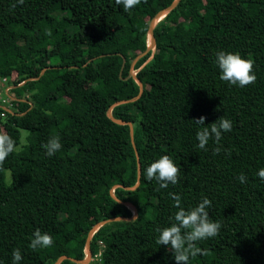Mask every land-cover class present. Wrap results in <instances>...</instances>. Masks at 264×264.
<instances>
[{"label": "trees", "instance_id": "obj_1", "mask_svg": "<svg viewBox=\"0 0 264 264\" xmlns=\"http://www.w3.org/2000/svg\"><path fill=\"white\" fill-rule=\"evenodd\" d=\"M173 1L141 0L126 12L115 0H25L15 8L17 0H0V88L9 87L11 99V113L0 108V134L17 148L28 132L0 170V264H12L17 248L19 264L81 259L94 225L132 216L111 191L137 217L93 235L91 255L104 246L101 264H176L171 249L156 243V229L174 223L179 210L169 193L180 195L185 210L207 197L209 218L221 224L216 237L196 242L207 254L188 264H264V180L257 176L264 168V0H180L156 25L155 50L135 65L142 94L111 110L132 123L141 165L139 186L122 188L138 181L136 157L128 126L107 112L139 95L126 79L131 61L147 48L150 20ZM219 51L253 60L255 83L221 81ZM201 116L205 127L229 119L232 131L202 150V126L193 122ZM53 136L62 147L49 157L42 145ZM162 155L181 170L167 188L146 177ZM37 229L52 237L51 247H30Z\"/></svg>", "mask_w": 264, "mask_h": 264}, {"label": "clouds", "instance_id": "obj_2", "mask_svg": "<svg viewBox=\"0 0 264 264\" xmlns=\"http://www.w3.org/2000/svg\"><path fill=\"white\" fill-rule=\"evenodd\" d=\"M146 2V0H145ZM25 0H17L12 5L15 8L17 4L23 5ZM141 0H115L116 5H122L124 11L136 7ZM216 64L220 70V80L227 82L232 86L241 88L255 83L256 76L253 72L254 61L242 58L239 53H231L219 51L216 53ZM205 117L193 121L201 125V129L196 132L198 147L206 150V145L210 139H215L219 144L222 133L232 131V122L229 119L220 117L208 126H203ZM47 156L51 157L60 151L62 145L59 136H53L45 144L42 145ZM16 149V142L12 137L0 134V170H3V164L7 157ZM222 149L216 147L214 154L219 153ZM180 168L174 163L171 157L162 155L159 159L152 162L146 168L147 180H155L160 188H167L169 184L176 185L179 182ZM257 176L264 180V168L257 172ZM243 184L247 182V177L241 173L238 177ZM174 200V207L179 210L174 214V223L168 227L157 228L159 233L156 240L157 245H164L171 249L176 264H188L190 257L206 255L207 253L196 246V242L216 237L221 229L219 221H213L209 218L208 210L211 208V201L204 197L195 207L185 210L181 207V197L175 193H169ZM53 244L52 237L47 233H41L37 229L33 233L30 247L35 250L37 248H48ZM20 250L14 249L12 252V264H19L22 259Z\"/></svg>", "mask_w": 264, "mask_h": 264}, {"label": "water", "instance_id": "obj_3", "mask_svg": "<svg viewBox=\"0 0 264 264\" xmlns=\"http://www.w3.org/2000/svg\"><path fill=\"white\" fill-rule=\"evenodd\" d=\"M179 2H180V0H174V1H173L168 7H166V8H164V9L160 10V11H159V12H158V13H157V14H156V15L150 20L149 25H148L147 36H148V38L151 39V42H150V44H148V42H147V48H146V50H145L143 53L138 54V55H137V56L131 61L130 68H129V74H128V77H127L126 79L132 78V79L137 83V85H138V87H139V95L136 96L135 98L131 99V100L118 101V102L114 103V104L109 108V110H108V112H107V117H108L113 123H115V124H117V125H120V126H128V128H129V133H130V138H131V144H132V147H133V149H134V153H135V157H136L137 179H138L136 185H135L134 187H132V188H125V187H122V186H119V185H118V186H115L116 188H117V187H122V188L125 189V190H131V191L135 190V189L139 186V178H140V172H141V165H140V161H139V158H138L137 150H136L135 145H134V142H133V125H132V123H130V122H125V121H122V120H119V119L114 118V117L112 116L111 110H112V108H113L114 106L121 105V104H126V103L133 102V101L137 100V99L140 97V95L142 94V92H143V86H142V83L139 81V79H137V77H136V73H137V71H135V65H136L137 62H138L141 58H143V57H144L149 51H154V50H155V47H156V41H155V36H154V28L156 27V25H157V24H158V23H159V22H160V21H161V20H162V19H163L168 13H169V12H171L172 10H174V9L178 6V3H179ZM104 56H105V55H101V56H99V57L101 58V57H104ZM151 58H152V55H151V57L148 59V61H149ZM95 59H96V58H93V59L89 60V62L92 61V60H95ZM124 64H125V59L123 58V60H122V66H121V69H120V73L122 72V70H123V68H124ZM48 69H50V68H45V69H43V70L40 72V74H39V76H38L37 78H31V79H29V80L24 81L22 84L26 83L27 81H34V80L39 79V78L44 74V72H45L46 70H48ZM22 84H20V85H22ZM0 108L3 109V110L6 111V112L11 113V110H10L9 108H5V107H2V106H0ZM111 197H112V198H113L118 204L123 205V206H125V207H127V208L133 210L134 213L132 214V216H131L130 218L118 217V218H114V219H108V220L102 221V222H100V223L94 225V226L92 227V229L90 230V232H89V234H88V237H87V240H86V244H85V248H86V250H89V251H90V241H91L93 235H94V234H95V233H96V232H97L102 226H104V225H106V224L113 223V222H122V221H123V222H131V221L135 220V218L137 217V209H136V207H135L133 204H131V203H129V202H122V201L116 199V198L114 197L112 191H111ZM88 257H89L88 259L90 260L91 252H90V254H89ZM65 260L71 261V262H73V263H75V264H86L85 262L87 261V259L79 261V260L72 259V258H70V257L62 256V257H60L59 259H57V261H56L54 264H61V263H62L63 261H65Z\"/></svg>", "mask_w": 264, "mask_h": 264}, {"label": "built area", "instance_id": "obj_4", "mask_svg": "<svg viewBox=\"0 0 264 264\" xmlns=\"http://www.w3.org/2000/svg\"><path fill=\"white\" fill-rule=\"evenodd\" d=\"M2 82L5 83L6 80L3 79ZM8 90H9V87H8V88H5V90H2V89L0 88V101L2 102V103L0 104V106L5 107V108H7V106H6L5 104H10L9 100H11V99L8 98V97H7V98L4 97V94L7 96V92H8ZM103 249H104L103 244H102V243H99V244H98V251H97V253L94 254V255H91L89 261H90V262H95V263H97V264H101V256H102V251H103Z\"/></svg>", "mask_w": 264, "mask_h": 264}, {"label": "rangeland", "instance_id": "obj_5", "mask_svg": "<svg viewBox=\"0 0 264 264\" xmlns=\"http://www.w3.org/2000/svg\"><path fill=\"white\" fill-rule=\"evenodd\" d=\"M96 12H97V11H96L95 9H92V10L90 11L91 14H95ZM137 71H138V70H137ZM27 137H28V132L25 131V130H22V131H21L20 145L16 148V151H19L24 145H26V143H27ZM155 140L159 141V138L156 137ZM7 179H8V174H7ZM133 213H134V211L132 210V214H133ZM169 248H170V246H169ZM89 254H90V251H89V250H86V248H85L84 251L81 253L82 258L79 259V261L87 259V261L85 262L86 264H97V263H95V262H90V261H89V259H88V258H89V257H88ZM75 260H76V259H75Z\"/></svg>", "mask_w": 264, "mask_h": 264}, {"label": "bare ground", "instance_id": "obj_6", "mask_svg": "<svg viewBox=\"0 0 264 264\" xmlns=\"http://www.w3.org/2000/svg\"><path fill=\"white\" fill-rule=\"evenodd\" d=\"M147 42H148V44H150V42H151V39H150V38H148Z\"/></svg>", "mask_w": 264, "mask_h": 264}]
</instances>
